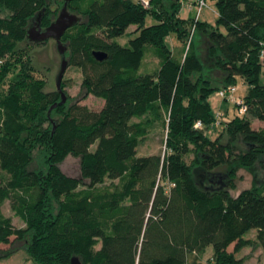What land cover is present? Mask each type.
<instances>
[{
    "label": "trees",
    "instance_id": "obj_1",
    "mask_svg": "<svg viewBox=\"0 0 264 264\" xmlns=\"http://www.w3.org/2000/svg\"><path fill=\"white\" fill-rule=\"evenodd\" d=\"M213 1L216 28L180 18L179 0H149V7L71 1L69 11L82 21L62 35L66 56L86 93L104 103L96 111L68 96L49 114L59 94L45 91L29 45H18L36 14L44 11L48 26L63 0H0L12 11L0 16V202L10 200L25 224L16 226L0 205V244L24 242L35 264H69L73 256L82 264H243L237 253L251 244L245 235L254 229L264 256V181L257 184L253 170L257 162L264 168V129L252 126V119L264 122V0ZM147 14L156 22L143 27ZM130 25L138 33L122 46L115 38ZM171 33L180 47L167 43ZM149 54L158 59L152 67ZM212 68L222 81L211 79ZM237 78L248 88L246 111L233 119L219 112L222 121L212 127L217 113L209 93ZM154 124L165 132L164 155H138ZM209 128L216 138L205 134ZM68 155L79 159L80 177L58 166ZM240 168L252 185L232 196ZM198 176L222 185L201 186ZM11 253L0 248V264Z\"/></svg>",
    "mask_w": 264,
    "mask_h": 264
},
{
    "label": "rangeland",
    "instance_id": "obj_2",
    "mask_svg": "<svg viewBox=\"0 0 264 264\" xmlns=\"http://www.w3.org/2000/svg\"><path fill=\"white\" fill-rule=\"evenodd\" d=\"M133 2H137L139 0H131ZM207 6L203 7L198 19L200 21L206 22L208 25L216 28L218 13L214 11L216 9L215 2L213 0H206ZM51 9H57V3H51ZM197 13L196 9L192 10H185L180 9L178 12V16L180 18H189L195 17ZM12 14V11L5 5V3H0V16L7 17ZM156 20L150 15L147 14L144 18L142 26H148L155 23ZM220 31H223L222 27H219ZM138 30L136 25H130L125 34L115 38L120 45L124 46L128 44V40L135 35H137ZM195 36V29L193 26L190 28L188 41L191 40ZM167 43H169L171 48L180 47L182 44L175 38L174 33H171L167 38ZM27 45V44H26ZM25 43H20L18 47L22 48L26 46ZM199 50L202 54V57L205 53L204 45L201 43ZM28 55L31 57L32 65L34 66V77L42 78L46 80V87L45 91H55V79L59 68V57L57 55L55 49V42L53 40H49L44 44H30L27 49ZM10 57V54H5L2 57L6 60ZM24 59H28L27 55L25 54ZM158 63V59L149 54L146 57V64L148 67H152ZM209 66V65H208ZM211 79H215L217 81H222V76L220 72L214 68L212 71L209 72ZM264 80V75L262 76ZM63 90L68 94L69 101L71 103L78 102L81 105L87 106L91 110H100L103 106V100L97 98L91 94H87L85 88L82 86V75L78 68L69 65L63 75ZM235 85L237 87L234 98L239 100L246 95L247 86L243 83L240 78L236 79ZM8 83L6 84V88L8 87ZM208 100L212 106V111L214 114L222 113L223 115L226 114L228 119H233L238 116V110L234 107L233 102L220 100L216 96V92H211L208 95ZM251 118V116H249ZM136 120V119H134ZM252 126L254 129H264V122L258 121L256 119H252ZM218 130V129H217ZM205 134L210 139H214L217 136V133L213 129H205ZM164 135L165 132L161 126L158 124H154L150 129L148 135L143 138L138 146L137 154L138 155H152V154H161L164 155ZM227 140V135L223 134L221 137V141L225 142ZM244 149V148H243ZM38 151H36V155L38 156ZM61 171L65 174L73 177H80L79 171V159L72 155H68L62 162L58 164ZM255 171L254 180L257 184H260L264 181V168L260 167L259 162L256 163V166L253 168ZM216 172L220 176V181L222 184L226 182V178L223 176L225 172V168H217ZM218 178H215V182H205L201 177H196V181L199 182L201 186H208V187H217L218 185H222L221 183L217 182ZM253 177L252 175L240 168L237 171V178H235V186L230 190V194L232 196L237 195L242 189L248 188L252 185ZM84 183H87L84 180ZM110 182L107 180L106 184ZM1 208L3 212L7 215L12 217L13 222L18 227H24V222L16 216L14 210L11 206L10 200H5L0 202ZM245 237L250 240L251 244L243 247L237 255L242 257L243 264H264V256L262 253L261 248L256 243L255 240V230L251 229ZM0 248L2 250H11L12 253L4 259V264H35L34 260H32L24 248V242L16 241L14 238L12 239V244H0ZM233 244L229 246L228 250L232 251ZM206 257V256H205ZM203 262V260H202Z\"/></svg>",
    "mask_w": 264,
    "mask_h": 264
},
{
    "label": "water",
    "instance_id": "obj_3",
    "mask_svg": "<svg viewBox=\"0 0 264 264\" xmlns=\"http://www.w3.org/2000/svg\"><path fill=\"white\" fill-rule=\"evenodd\" d=\"M71 1L73 0H63V4L54 20H52V22L46 27L42 26V16L44 11L38 12L29 23L26 39L22 42L25 43V45L27 44L26 46L30 44H44L49 40H53L55 42V49L59 57V68L55 79V91L59 94V101L51 106L49 109V114L56 106L64 104L68 98L67 93L62 88L63 75L69 66V60L66 56L68 45L67 43L63 42L61 38L68 28L82 21V17L80 15L69 11L68 4ZM93 56L99 61L106 58V54L101 51H93ZM52 124L54 132L56 126V120L54 118L52 119ZM69 264L82 263L77 256H73L71 257Z\"/></svg>",
    "mask_w": 264,
    "mask_h": 264
},
{
    "label": "built area",
    "instance_id": "obj_4",
    "mask_svg": "<svg viewBox=\"0 0 264 264\" xmlns=\"http://www.w3.org/2000/svg\"><path fill=\"white\" fill-rule=\"evenodd\" d=\"M139 1L144 7H149V0H139ZM179 1H180V6H181L180 9H185L187 11L192 10V9L197 10V13L195 16L196 19L200 15L202 8L207 6L206 0H179ZM214 11H215V9H214ZM261 59L263 60L262 61V71L264 72V54H263V52L261 53ZM2 62H3L2 59H0V65L2 64ZM236 89H237L236 85H229L227 87H222L216 91V96L220 100H226V101L233 102L238 107L237 108L238 113H244L246 111L247 106L242 102L241 99L236 100L234 98ZM221 121H222V117L220 116L219 113H217L216 120L213 122L212 127H218L220 125ZM201 125L202 124L199 121L196 122L197 127H201Z\"/></svg>",
    "mask_w": 264,
    "mask_h": 264
}]
</instances>
